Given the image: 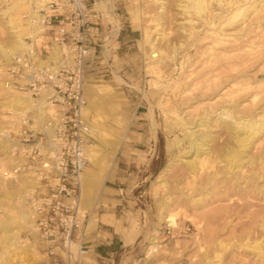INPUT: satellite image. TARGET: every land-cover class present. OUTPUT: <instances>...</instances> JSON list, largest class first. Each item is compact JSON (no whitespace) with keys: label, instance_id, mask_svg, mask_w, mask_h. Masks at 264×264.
Returning a JSON list of instances; mask_svg holds the SVG:
<instances>
[{"label":"rangeland","instance_id":"1","mask_svg":"<svg viewBox=\"0 0 264 264\" xmlns=\"http://www.w3.org/2000/svg\"><path fill=\"white\" fill-rule=\"evenodd\" d=\"M254 1L257 0H249L244 7ZM131 2V8L136 10L135 14L138 18L135 19L131 13L136 21V23L131 22L136 29L133 44L128 49H120L119 55L114 56L113 59H103L98 67H86L87 75L85 76L87 82L109 84L105 89H97L99 115L96 118L104 131L103 134L100 130L103 135L100 134V137H106L114 143L105 145L100 140L92 138L104 155V172L108 173L118 158L115 152L116 144L128 129L135 101L141 100L143 106L141 110L145 111L144 117L149 124L148 132L153 136L152 143L142 147L144 162L130 168L132 184L128 194H125L129 200L128 207L122 213L127 214L124 223L129 226V231H138L139 237L135 243L121 251L117 264H264V257L246 247V244L253 245L255 241L264 239V227L260 225L264 220V191L258 193L251 185L246 187L243 179L236 181L229 174L219 173L216 174L215 179L207 181L208 175L214 174L216 169L214 161L211 162L212 159L198 171L197 177L192 178L178 160V158H184L182 154L188 149L187 142L177 144L176 141V138H182L185 131L171 125L175 115L194 121L204 108L211 110L212 107L226 104V100L230 98L223 97L224 92L235 88L237 85L232 84L240 78L236 81H232L233 78L226 80L224 75L234 77L242 72L246 74L248 72L246 78L251 81V89L239 92L235 98L239 101L238 96L246 98L250 93L259 92L253 102L249 101V97L244 99L242 105L245 106L242 108L250 110L253 116L264 112V83L261 82L264 80V29H262L264 28V9L258 12L256 18L252 14L241 24L242 26L237 27V29H245L239 32L242 33L241 35L234 33L239 37L238 45L255 43L250 48L244 46L243 51H245H241L242 54L250 52L253 62L235 65L234 70H226L222 76L225 82L220 86L221 90H217L216 96L211 100H203L205 77L199 78L201 81L195 86L190 85V80L208 69V64L202 62L207 56L220 52L221 45L212 47L214 40L209 33L212 30L202 24L201 20L194 19L195 30L188 37L187 31L179 28V22L183 20L178 17L180 15L176 0H163L164 9H160L155 0ZM10 7L5 6L3 10H0V43L2 44L10 40V33L2 19V16L6 15L3 12L10 11L9 14L13 16L17 14L10 10ZM212 7L216 8V5ZM259 7L264 8V1L259 4ZM22 11L18 12L20 16ZM128 17L131 21L129 12ZM160 31L164 34L159 35ZM227 31L234 32L235 29ZM207 33L210 37L206 35ZM149 38L155 40L154 46L166 54H172V49L176 47V57L173 61L175 64L166 60L160 65L159 72L152 70L147 58V52H150L149 45L147 43L141 45L143 39ZM180 43L183 46L178 47ZM192 72L194 73L190 75L189 73ZM185 88L188 89L184 91ZM220 95H222L221 98ZM199 97H201L200 102L196 100ZM8 98V93L2 90V80H0V127L3 129L2 136L6 132L12 133L8 139L5 136L8 141H11V139L16 140L21 123L14 129L10 127L11 114L1 105ZM210 126L209 130L212 134L210 146L216 151L227 135L224 129L216 127L215 123H211ZM262 152H264V135L256 139L249 154L256 157ZM21 157V155L13 157L11 152L3 151L0 146V221L10 222V226L12 225L19 233L21 245L26 248V253L21 251L12 253L8 264H48L49 257L43 242L38 237L35 242L31 231L26 226L16 224L9 217L10 210H17L20 205L17 199H8L7 193H14L21 188L23 184L21 176L24 173L18 175L15 180L13 175L11 178L4 175L3 177L2 173L10 169V164ZM171 160H174V164L164 175L166 185L159 184L157 176ZM87 166L92 165L88 162ZM221 166L222 163L217 165V169H221ZM255 167L251 169L245 166L243 174L251 176L249 173L256 171L257 175L264 173V170L257 169L259 166ZM249 179L251 182H256L259 188L264 185L262 178L249 177ZM103 181L95 194L100 190ZM238 182L239 186L235 187ZM23 197L27 199L26 195ZM197 198L202 199L200 206H194L192 203V199ZM80 207L86 216L82 226L76 232L79 243V235L84 231L88 216L86 205L81 203ZM172 212H177V219L174 220L170 216ZM169 221H172L174 226H170ZM152 238L157 239L159 244L151 253H148L152 250ZM32 248L33 251H29ZM217 254L220 255L219 258H215Z\"/></svg>","mask_w":264,"mask_h":264},{"label":"bare ground","instance_id":"2","mask_svg":"<svg viewBox=\"0 0 264 264\" xmlns=\"http://www.w3.org/2000/svg\"><path fill=\"white\" fill-rule=\"evenodd\" d=\"M132 1L136 2L137 0ZM176 1L178 14L180 15L178 17L183 20L182 22H179V28H181L182 30H186L188 37H190L195 30L196 21H194V19H198L201 20L202 24L207 25L208 29L212 30L211 32H209L210 36L214 40L212 47H216L218 46V44L222 46L218 54H211L210 56H207L204 61H202L203 64H208V69L203 74H200L197 77L195 76L190 80V85L195 86L199 81H201V77H205V79L203 78V100H211L216 96V91L221 90L219 88L225 82L222 76L224 75L226 70L233 69L235 65H245V63L253 62V57L251 56L252 58H250L249 55L250 52H246L244 53L246 55H244L241 53V51H245H243L244 46H248L250 48L253 47L255 43L250 42L247 45H238L237 41L239 37L234 33H237L239 35L242 34H240L239 32H242L245 29H237V27L243 24L244 21L248 19V17L252 14H254L255 16L253 17L256 18L258 12L264 9L262 7H259L260 9L258 8L259 4L264 0L254 1L252 2V4L246 7H244V5H247V2H249V0ZM155 2L160 6V9H164L163 0H155ZM213 3L216 5V8L212 7L214 5ZM5 6H11L10 10H12L13 12H17L16 16L9 14L10 11L3 12L6 13V15L2 16V19L4 20L5 27L10 33V40L6 44L0 43V80H2V90L8 93L9 96V98L6 101H3L1 105H3L4 108H6L10 112L12 117V124L10 125V127L14 129L16 125L17 127L20 125V123L24 120L25 117L28 116V114L30 117L34 118L36 123H42V116L45 114L47 109H50V107L44 97L35 99L34 97L30 96L29 93L14 89L12 85L6 82L5 76L3 74L5 65L10 61L13 55H15L16 53L21 54V52L27 47L26 43L23 40V37L26 34H32L33 37L37 36L36 33L38 31V22L36 21L34 22V24H29V19L32 18L36 20V18H38V15L31 9L32 0H0V10H3V7ZM19 11H22L21 16L18 14ZM131 13H133L135 19H138L137 15L135 14V9L131 11ZM229 29H235V31L228 32L227 30ZM209 33H207L206 35L209 36ZM158 34L163 35L164 32L160 31L158 32ZM245 35H247V33H245ZM154 42L155 40H152L151 38L147 40L143 39L141 41V45L145 43L149 45L150 52H147V58L151 63L150 68L152 70H155L156 72H159V67L164 61L170 60L172 64H175L173 61L176 57V47H174L172 51L170 50L171 52H173L172 54H166L160 48L155 47ZM180 46H183V44L180 43L178 47ZM256 47L257 46H255V48ZM193 73L194 72L189 74L191 75ZM247 74L245 72H242L240 75H235L234 77L224 75L226 77V80L229 78H233L232 81H236L240 78L238 81L232 84L237 85L235 88H230L229 90L227 89L228 91L226 90V93L224 92L223 97L227 96L230 98L229 100H226V104L221 103L222 105L216 108L212 107L211 110H208V108H204L198 118L194 121H188L183 118L184 116L181 117L180 115H175L174 121L171 125L185 131L182 135V138H176V141L177 144L187 142L188 149L182 154L184 158H178V160L180 164H182L187 169L189 175L192 176V178H194L198 174V171L203 168L207 161H210L212 159L211 162L214 161V166H216V169L214 174L208 175L207 181L215 179L216 174L219 173L229 174L231 177L236 179V181L239 179H243L246 187L251 185L253 189H255L258 193H262V191H264V185L261 186L262 188H259L258 184L256 182H251L249 177L258 179L262 178V181H264V173H258L257 175L256 171L249 173V175L251 176H245L243 174V169L245 166H248L251 169L256 168L255 166H259L257 167V169L260 168L259 170H264V152L258 154L256 157H252L249 154L250 149L254 145L256 139H258L259 136L264 135V112L260 113L258 116H253L251 115L252 112L250 110H244L242 108V106H245L242 105L244 99H248L249 97V101L253 102L254 97L257 96L259 92L250 93L246 98L238 96V99H240L239 101H237V99L235 98V95L239 92H245L251 89V81L246 78ZM261 82L264 83V80H262ZM187 89L188 88H185L184 91H186ZM221 97L222 95H220V98ZM196 100L200 102L201 97ZM84 110L85 114L88 116L90 112L88 110V107H86L85 109L84 106L82 112L83 114ZM212 114H215V116H212ZM211 123H215L216 127L224 129L227 135L226 139L223 141V143H221V146H216L218 147L216 151L212 150L210 146L212 134L210 133L209 129L211 127ZM90 124L93 131V136L95 138H99L100 130L97 123L91 121ZM2 130V127H0V146L2 147L3 151L12 153V147L14 144L8 141L5 138V135H3L4 137L2 136ZM87 159L94 169H89L86 165L79 175V186L80 184H82L83 197L87 195V185L90 184L92 186H95L105 173L104 162L101 160L98 148L93 143H90L87 146ZM15 163L16 162L10 164V169H13L17 166ZM221 163V169H217V165L219 166V164ZM173 164L174 160L169 161L160 171L159 175L157 176V181L159 184L166 185V179L164 175L172 167ZM22 172L24 174L21 176L23 179L21 188L15 190L14 193H7L8 199L18 200L20 208L17 210H10V215H8L13 219L12 221H15L16 224L18 223L20 225L26 226V228L31 231V234L34 237V241L37 242L38 234L36 232L34 218L32 216L28 201L23 197V195L28 194L29 190L33 189L36 186L37 181L34 175H27V173L24 172L23 169L21 170V173ZM13 176L15 180V175ZM238 186L239 182L235 185V187ZM192 203L194 206H200L202 204V199H192ZM172 213V215L170 216L174 220L177 219V212ZM169 223L170 226H174L172 221H169ZM260 225L261 227H264V220H262ZM156 240L157 239L152 238V250H149L148 253H151L154 248L158 247L159 243H157ZM21 242L22 240H20L19 238L18 231L15 230L12 225L10 226V222H6V220L0 221V264H8L11 254L14 252L17 253L21 251L23 253H26V248L24 247V245H21ZM246 247L255 251L258 255L264 257V239H262L261 241H255L253 245L246 244ZM29 251H33V248L29 249ZM205 257L207 258V254H205ZM219 257V254L215 255V258Z\"/></svg>","mask_w":264,"mask_h":264},{"label":"built area","instance_id":"3","mask_svg":"<svg viewBox=\"0 0 264 264\" xmlns=\"http://www.w3.org/2000/svg\"><path fill=\"white\" fill-rule=\"evenodd\" d=\"M31 9L38 15L29 19V24L38 22L37 36L23 37L27 47L11 57L4 76L14 89L35 99L44 97L50 109L42 123L29 115L21 122L16 140L10 142L12 156L22 157L3 175L17 178L23 169L36 177L26 200L48 264H79L85 248L76 232L86 216L80 207L79 175L88 163L92 141L82 112L96 14L87 0H32ZM11 134L6 132V138Z\"/></svg>","mask_w":264,"mask_h":264},{"label":"crops","instance_id":"4","mask_svg":"<svg viewBox=\"0 0 264 264\" xmlns=\"http://www.w3.org/2000/svg\"><path fill=\"white\" fill-rule=\"evenodd\" d=\"M87 1L91 4L96 19L90 28L92 54L86 60V67H98L103 59H113L114 56L119 55L120 49H128L133 44L136 29L131 24L136 21L132 18L131 11L134 8H131L132 0ZM85 81L84 92L87 102L85 109L88 107L90 112L87 116L84 110L83 116L90 128L91 121H94L104 134L96 118L99 115L97 89H105L109 84L90 83L87 82V78ZM129 103L132 104L131 100ZM141 104V100L135 101L128 129L116 144L115 152L118 158L108 173L105 171L100 178L101 181L99 180L95 186L87 185L85 197L82 196V184H80V205L81 203L86 205L88 216L84 231L79 235L80 244L85 248L84 253L79 257V264H117L121 251L135 243L139 237L138 231H129V226L124 223L127 214L122 213L128 207L129 200L125 194H128L132 184L130 168L144 162L142 147L148 146L153 141L152 134L148 132L149 124L144 117L145 111L141 110L143 107ZM91 132L93 138L92 128ZM96 140H100L105 145L114 143L106 137L99 136ZM91 143L98 148L101 160L105 163L101 148L94 141ZM87 167L94 169L93 166ZM102 180H104L103 184L95 194Z\"/></svg>","mask_w":264,"mask_h":264}]
</instances>
